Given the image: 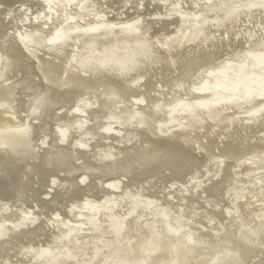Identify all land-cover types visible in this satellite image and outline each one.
Returning a JSON list of instances; mask_svg holds the SVG:
<instances>
[{
	"label": "bare ground",
	"instance_id": "obj_1",
	"mask_svg": "<svg viewBox=\"0 0 264 264\" xmlns=\"http://www.w3.org/2000/svg\"><path fill=\"white\" fill-rule=\"evenodd\" d=\"M256 3L264 0H0V238L14 232L0 240L7 252L0 264H113L116 254L124 264H214L218 257L216 264H264V161L258 160L264 155V51L243 50L245 41L258 47L264 40L241 38L251 10L259 11L253 17L264 24V7ZM29 6L35 16L48 11L57 19L54 26L41 30V21L23 37L22 13ZM19 9L17 18L10 16ZM103 13H110L108 21H99ZM115 27L135 32L117 36ZM229 31L236 36L227 41ZM35 46L57 51L29 65L26 54L35 56ZM152 46L158 58L150 54ZM163 57L170 63L162 73L149 71L143 87L132 73ZM71 62L90 75H66ZM87 106L88 119L80 115ZM209 107L213 123L200 119L204 130L158 136L183 121L195 126L190 109L204 113ZM39 109L46 121L36 116ZM38 119L34 131L30 123ZM148 120L149 131L137 129ZM69 128L77 135L65 141ZM46 134L54 136L44 143ZM225 159L223 176L215 181ZM206 167L208 175L195 174ZM203 189L221 202L218 210L207 203L199 217L206 222L192 215ZM182 198L187 200L178 214L171 213L187 224L170 228L194 224L197 235L179 236L164 225L152 229V219L169 223L166 200L176 205ZM20 203L32 212L3 213ZM257 226L262 231L252 229ZM201 227L208 231L206 242L218 243L223 239L216 233L224 227L243 258L228 243L192 261L191 254L205 249L195 245Z\"/></svg>",
	"mask_w": 264,
	"mask_h": 264
},
{
	"label": "water",
	"instance_id": "obj_2",
	"mask_svg": "<svg viewBox=\"0 0 264 264\" xmlns=\"http://www.w3.org/2000/svg\"><path fill=\"white\" fill-rule=\"evenodd\" d=\"M155 3H157V1H154V4ZM29 4V3H28ZM259 3H256V4H253L255 7L258 5ZM106 5L107 6H109L110 7V3H106ZM258 6H262V7H264V3L262 4V5H258ZM31 7L29 6V9H30ZM143 8V7H142ZM256 8H261V7H256ZM20 11H17V13L16 14H14V15H12V14H10V16H16L15 18H17V16L19 15V14H21L20 12H21V9H19ZM47 10V9H46ZM45 10V11H46ZM136 10V12H138V11H140V10H142L141 9V7L139 8V9H135ZM24 11H26L25 13H22L25 17L23 18V20H22V22H21V24H20V26H21V33H22V35H23V37H26L27 36V34H28V31L29 30H31V29H35V28H37V29H39L40 27H38L39 25H37V24H39L41 21H44L45 22V24L44 25H41V30H46V28H48V27H50L51 25L52 26H54V21L56 22V20L53 18V16H51V15H47V14H45V13H47L48 11H46V12H42V13H39L37 16H35L36 14H35V12L33 11V10H24ZM254 12H259V11H252L251 10V13L248 15V14H246V15H248L249 17H246V20H245V23L244 24H246L245 25V30L242 32V35H241V38H245L244 39V41L245 40H247V39H250V40H253V38L254 39H259L260 40V36H262L261 38H262V40H264V35L262 34L263 32H264V24L262 23V25H260V19L261 18H257V19H254ZM72 13H74V12H72ZM243 13V12H242ZM244 14V13H243ZM45 15V16H44ZM99 16V21H108V19H110L109 17L111 16L110 15V13L109 14H104L103 13V15L102 14H100V15H98ZM84 20H86L85 19V17L83 18V20H80V22L81 23H84L85 21ZM97 20V19H96ZM131 26H133V24L132 25H130V27ZM129 27V26H128ZM127 27V28H128ZM146 27H148L147 25H146V23H144L143 21H142V28L144 29V28H146ZM51 28V27H50ZM49 28V29H50ZM117 28L118 27H115L114 28V33H113V35H117V36H119V35H124L125 33H134L135 32V27H133L131 30H130V32H128V31H119V30H117ZM138 29V28H137ZM139 30V29H138ZM140 30H141V28H140ZM247 31H248V33H247ZM144 33V32H143ZM234 35L236 36V34L235 33H231L230 31H229V33L227 34V35H225V39L227 40V41H229V38L232 40V38H234ZM162 37H163V35H161ZM28 38V41H29V44H33L31 41H32V39H33V36H31V35H29V37H27ZM236 39V38H235ZM95 42V41H94ZM239 43L237 42V40H236V42H235V45L237 46ZM245 48L243 49L245 52L248 50L247 48H257V49H260V50H263L264 51V45L263 44H258V47H252L253 45L252 44H249L247 41H245ZM26 45H28L27 43H26ZM41 46H35L34 47V49H33V53L32 54H34L35 56H33L32 58H31V56L29 55V54H26V59H27V61H28V64L30 65V63H31V61H32V63L34 64V62H36V61H38V62H41L40 60H39V58H43L44 60H46V59H48V58H50L51 57V55L53 56V55H55V53H56V51L57 50H54V49H49L48 47V49L47 48H40ZM190 47H185L184 48V50H187V49H189ZM154 47L152 46L151 47V51H150V54H152L154 57L155 56H157V55H155L154 54ZM47 52V53H46ZM238 51H236V53H237ZM258 52H260V51H258ZM2 58V57H1ZM156 58V57H155ZM154 58V60H155V62L153 61V62H151V63H147V64H145L144 65V67L143 68H145V72L143 71V72H139V74H138V70H135V72L134 73H132L134 76L135 75H140L139 76V80L138 81H140L141 82V85L143 86V87H145L144 86V82H146V83H148V81H149V71H151L152 69H153V71L155 70L154 68H156V69H159V70H161V73L163 72L162 71V65H164L163 66V68L165 67V65H166V63H170L169 62V60L167 59V58H164L163 57V59H161V58H159L160 60H161V63L157 60L156 61V59ZM157 58H158V56H157ZM76 60V58H75V54H73V61H75ZM66 68L67 69H70V70H68L67 71V73H66V75L67 74H69V75H75V76H79V77H86V76H89L90 75V72H84L83 70H79L75 65H74V63L73 62H71L70 64H69V66H66ZM65 69V68H64ZM3 72H6V70H1V73H3ZM65 73V72H64ZM63 73V75H65ZM98 73H103V74H105L106 75V73L107 72H105V71H98ZM137 73V74H136ZM141 74H143V75H141ZM134 76H130V77H134ZM160 80H161V77L160 76H158V80H157V83H158V85H160L161 84V82H160ZM10 81L11 80H8L7 81V84H10ZM12 81H15V79H13L12 78ZM14 83V82H13ZM207 89V88H206ZM115 95H117L118 96V94H115ZM216 101H217V99H215ZM14 101H17V100H13V102ZM15 103V102H14ZM138 103L140 104V106H145L144 104H142V101H138ZM85 105V104H84ZM83 105V106H84ZM223 107H225V106H223ZM163 108H164V106H163ZM222 108V107H221ZM213 107H209V108H207V109H204L205 111H204V113H202V111H200L199 109H197V108H195V109H190L191 110V112L192 113H195L196 114V122H195V126H192L191 124H190V121H183V124H181V125H179V126H176L175 128H173V129H171V130H169V131H166V129L162 132V133H160V132H158V131H160V130H158L157 132L158 133H160V134H158V136H166V133L167 132H174L175 134H177L176 136H183V134H186V132L187 131H190V130H197V129H199V130H204V124H201V123H199V121H200V119H203V118H206V122H205V124H209V123H213L212 121V115H213ZM64 111V108L60 111V112H63ZM141 112H142V109L140 110ZM200 111V112H199ZM76 112V111H75ZM143 112L145 113V111L143 110ZM76 113H78V112H76ZM80 114H82L81 116H85V118L86 119H88V117H89V115L91 114L90 113V109H88V106L86 107V108H83V112H81ZM36 116L38 117V118H45V121H46V119H48V117H45L44 116V112H43V110H41V109H39L38 110V112L36 113ZM44 116V117H43ZM91 116V115H90ZM214 116V115H213ZM217 116L215 115V118H216ZM142 118V120H144V117L142 116L141 117ZM41 120V119H40ZM39 119L38 120H33V121H31V123H30V125H32V129H33V127L35 126V124H36V122H38V121H40ZM91 120H92V117H91ZM210 120V121H209ZM93 122V121H92ZM185 122V123H184ZM187 122V123H186ZM150 123V120H148L147 121V123H143V125H145V127H141L142 125H139L138 126V130H146V129H150V127L148 128V124ZM154 123V122H153ZM132 124V123H131ZM170 125V124H169ZM84 127H86L87 125H83ZM167 126V125H166ZM170 126H172V125H170ZM202 126V127H201ZM172 127H174V126H172ZM179 127H181L180 129H179ZM35 128V127H34ZM142 128V129H141ZM145 128V129H144ZM34 130V129H33ZM186 130V131H185ZM35 131V130H34ZM147 131H149V130H146V132ZM76 132H77V130H75V129H72V128H69V129H67L66 130V132H65V141L67 140H69V139H73L74 137H76ZM201 135H203L204 134V131L203 132H199ZM46 135H48V136H44V139L46 140V142L48 141V140H50V138L51 137H53L54 135H49V134H46ZM252 136V133H250L249 135H247V137H251ZM33 137V136H32ZM128 138V137H127ZM77 139V138H76ZM59 142H61L62 143V141H59ZM64 142V141H63ZM45 143V142H44ZM0 148L1 149H4L5 148V146H0ZM220 152V149L218 148V149H216V153H218V154H220L219 153ZM259 157V159L258 160H263L264 161V155H262V156H258ZM227 164H228V159H225V161H223L222 163H220V165H219V167H218V170H217V174H216V176L214 177L215 178V181H219V178H222V176H223V172H224V168L227 166ZM210 166H212V165H210ZM199 171H203L202 172V177H204L205 175H208L209 174V172L211 171V168L210 167H206V169L205 168H201L200 170H197L196 171V173L195 174H198V173H200ZM205 178H207V177H205ZM87 180H89L90 181V178H88V177H86V176H84V178H83V181H85L86 183L88 182ZM200 186H201V188L203 187V184L201 185L200 184ZM199 187V186H198ZM198 187H196V188H198ZM186 188L187 187H185V188H182V191L184 192L185 190H186ZM191 188H192V186H191ZM145 190V191H144ZM143 190V194H145L146 193V189H144ZM178 190H180L181 191V189H178ZM190 190H193V189H190ZM204 190V189H203ZM188 191H189V189H188ZM205 191V193L206 194H202V199H200V201H199V203L201 204L200 206H201V208H200V206L198 207V205H199V203L196 205V207L195 208H199L198 210H196V211H194L193 213H192V215L193 216H195L194 218H196V219H199L198 221H200V222H204L205 221V219H201V218H199L201 215L202 216H204V215H206V214H204L205 213V211L204 210H206L207 209V203L210 201V203H212V208H214V207H216L215 208V210H218L220 207H221V202H219V201H216V200H211V198H212V196H210V194L208 193V189H205L204 190ZM115 193V192H114ZM142 194V195H143ZM197 194L196 193H194V198L195 199H198V198H196L195 196H196ZM187 200V198L185 199V198H182L181 200H179L177 203H176V205H172V204H170V201L169 200H166V203H169V204H167V207L165 208V212H169V214L171 215V216H169L170 218H169V223H168V221H167V223H162V222H157V219H152L153 220V222H154V225L152 226V229L153 228H157L158 227V230H160V228H163V226L162 225H164V226H167L168 227V229H169V231L168 232H171V233H177V235H179V236H181V234H182V232L183 231H186V232H188V233H191L192 234V236L193 237H195L194 236V234H196L197 235V233H195V231H193L192 229L194 228L195 230H196V227H194V224H188V225H184L182 228H179V229H171L170 228V225H172V224H174V225H177L176 224V222H178V221H182V223H186L187 224V221H185V220H183L179 215H177L178 213H177V211L178 210H180V208H181V205L183 204V202H185ZM214 203V204H213ZM120 204L121 203H119V205H117V206H120ZM2 205V201L0 200V206ZM15 206H10V205H7L5 208H4V210L5 211H3V213L4 212H10V211H13L12 209H17V211H20L19 212V214L21 215V212L22 211H27L28 210V208H27V205L26 204H24V203H20V204H14ZM79 210V208H76V211H78ZM171 211H175L176 213H175V215H173V213H171ZM145 212H147V210L145 211ZM95 214V213H94ZM0 215L2 216V214L0 213ZM98 215V214H97ZM98 217V216H97ZM24 219H25V217H23ZM147 218V217H146ZM208 218V217H207ZM189 219V218H188ZM26 220V219H25ZM95 220H98V218H96ZM212 220H215V219H212ZM87 221V220H86ZM150 221V220H149ZM35 220L33 221V222H31V223H29L28 224V226H22L21 225V227H19L18 228V230L17 231H19V230H25L26 228H28L29 226H31V225H33V224H35ZM206 222V221H205ZM247 222H249V220H247ZM255 222V221H254ZM254 222L253 223H250V225L248 226V227H253L254 225ZM219 223H223V222H219ZM204 224H206V223H204ZM257 224H259V223H257ZM208 227H212V226H210V225H207ZM123 227H126V226H123ZM227 228V227H226ZM252 229H256V230H258V229H260V227L258 228V226L257 227H254V228H252ZM27 230V229H26ZM219 230V232L218 233H216V235L218 236V235H220L221 236V239H223L222 241H220V243H218L219 241H214V240H211L210 242H206L205 240H206V238L204 237V236H206L207 234H208V231L205 229V228H199V229H197V231H199V232H201V233H199V234H201V235H199V236H197L200 240H199V243H195V245L196 244H200L201 246H203L205 249H204V252L202 253V254H199V249L198 250H196V252L194 253V254H191V259H192V261H196L197 260V258H199L201 255L202 256H206V254L208 253V252H211L212 250H214V248H221V247H223V246H225L226 244H228V243H232V246H230L229 245V247H230V251H232V252H235V253H238L239 255H240V257H241V259L243 258L242 256V254H244V252L241 254L240 252H238L237 251V248H235L233 245L235 244V243H233L234 241H232L231 239L230 240H226V237H225V232H226V229L224 228V227H221V229H218ZM217 231V230H216ZM245 231V230H244ZM260 231H262L261 229H260ZM8 233H6L5 234V236H2L1 238H0V240H2V238L3 239H6L8 236H6V235H12V234H14V232L12 231V230H9V231H7ZM167 232V231H166ZM165 232V234H169V233H166ZM167 236V235H166ZM225 238V239H224ZM220 239V240H221ZM260 241H262V240H260ZM207 244H208V246H207ZM221 245V246H220ZM199 247V246H198ZM202 247V248H203ZM251 249V248H250ZM147 252V251H146ZM158 252V251H157ZM26 253H27V251L24 253L25 255H26ZM123 253H126V252H123ZM5 254H7V252H5L4 250H2V249H0V256H2L3 255V257L5 256ZM24 254H21L22 256H25ZM229 255H232V254H234V253H228ZM20 254H19V256L17 257V258H19L20 256H21ZM89 256H90V254H88ZM200 255V256H199ZM119 257H123V255H121V254H116L115 255V257H114V259H115V261H114V263L113 264H124L123 263V261H120V260H122V259H118ZM207 257V256H206ZM70 259V258H69ZM234 259V258H233ZM13 260V259H12ZM17 260V259H16ZM5 261H7V260H5ZM5 261H3V263L2 264H6V263H4ZM14 261V260H13ZM33 262L35 263V264H38V262H42L40 259H36V260H34V261H32V263L31 264H33ZM221 261H220V257H218L217 259H216V262H213L214 264H216V263H220ZM8 263V262H7ZM16 262H13L12 264H15ZM127 263V262H126ZM187 263H189V264H196V263H193V262H190V261H188ZM40 264H42V263H40ZM128 264V263H127ZM203 264H204V262H203Z\"/></svg>",
	"mask_w": 264,
	"mask_h": 264
},
{
	"label": "rangeland",
	"instance_id": "obj_3",
	"mask_svg": "<svg viewBox=\"0 0 264 264\" xmlns=\"http://www.w3.org/2000/svg\"><path fill=\"white\" fill-rule=\"evenodd\" d=\"M61 113V112H60ZM80 115H82V114H80ZM114 124H116V123H113V126H112V128L113 127H116V126H118L117 124L116 125H114ZM113 130H115V128L113 129ZM54 135V134H53ZM125 138H127V137H125ZM42 141H44L45 142V139L44 138H42ZM67 141V140H66ZM40 142V145L42 144V142L41 141H39ZM88 142V141H87ZM39 144V143H38ZM116 144H117V142H116ZM81 180H83V178L81 179ZM195 185H197L196 183H195ZM195 185H193V186H195ZM192 186V187H193ZM236 208V207H235ZM31 209V208H30ZM237 211V209L235 210V212ZM28 213L30 212H32L31 210H29V211H27ZM237 213H238V211H237ZM27 217V216H26ZM77 219H80L79 217L77 218ZM79 221H81V220H78V222H77V220L76 221H74V223H76V224H79L80 222ZM86 228V227H85ZM88 231H89V229H88ZM86 232V231H85Z\"/></svg>",
	"mask_w": 264,
	"mask_h": 264
}]
</instances>
